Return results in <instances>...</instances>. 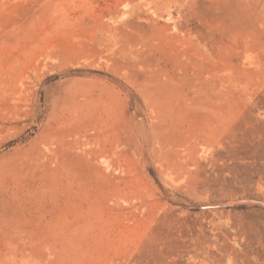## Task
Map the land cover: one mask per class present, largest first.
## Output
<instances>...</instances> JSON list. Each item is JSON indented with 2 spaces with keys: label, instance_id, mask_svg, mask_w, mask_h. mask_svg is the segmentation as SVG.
Segmentation results:
<instances>
[{
  "label": "rangeland",
  "instance_id": "rangeland-1",
  "mask_svg": "<svg viewBox=\"0 0 264 264\" xmlns=\"http://www.w3.org/2000/svg\"><path fill=\"white\" fill-rule=\"evenodd\" d=\"M0 264H264V0H0Z\"/></svg>",
  "mask_w": 264,
  "mask_h": 264
}]
</instances>
